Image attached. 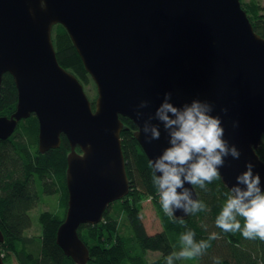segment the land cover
Masks as SVG:
<instances>
[{
  "label": "water",
  "instance_id": "95a60500",
  "mask_svg": "<svg viewBox=\"0 0 264 264\" xmlns=\"http://www.w3.org/2000/svg\"><path fill=\"white\" fill-rule=\"evenodd\" d=\"M56 24L66 29L96 85L94 109L81 82L57 60ZM7 72L17 102L14 112L0 116V139L31 114L38 120L39 152L57 148L61 134L68 138L67 208L56 243L77 264L89 259L78 227L98 223L129 189L119 115L135 124L133 136L150 162L170 146L159 121L151 122L159 125L160 139L148 143L142 132L165 93L176 107L195 99L212 103L224 139L241 152L238 160L226 158L222 183L230 191L251 162L264 192V161L256 151L264 135V36L254 31L241 0H47L46 10L39 0H0V88ZM142 100L149 107L138 119ZM184 187L197 198L192 185ZM187 216L176 210L172 218Z\"/></svg>",
  "mask_w": 264,
  "mask_h": 264
},
{
  "label": "trees",
  "instance_id": "16d2710c",
  "mask_svg": "<svg viewBox=\"0 0 264 264\" xmlns=\"http://www.w3.org/2000/svg\"><path fill=\"white\" fill-rule=\"evenodd\" d=\"M254 30L264 36V0L260 5L255 0L244 2ZM52 41L60 65L73 73L80 82L87 83L89 74L85 71L66 29L56 24L52 28ZM17 89L13 77L7 72L2 76L0 88V116H9L16 107ZM95 102L92 105L94 109ZM124 129L120 133L122 151L126 160L127 176L130 186L138 191L143 189L144 196H153L152 203L162 220L161 231L147 234L139 214V203L143 196L135 195L130 201L128 195L121 201V214L117 217L103 213L104 219L97 224H82L77 232L89 248V260L85 264H167V257L179 253L182 248L180 237L189 231L194 233L197 243L207 241L209 247L192 259H174L173 264L182 260L191 264H264V240L246 239L241 232H225L216 226V218L226 204L230 191L216 179L206 183L205 188L193 186L197 198L206 206L195 214L178 221L166 214L157 197L158 187L153 183V169L143 152L133 131L135 124L127 117L120 116ZM79 151V147L77 148ZM70 144L64 134L57 148L41 153L38 150V121L34 114L19 121V127L7 139H0V252L4 264H77L66 256L56 243V231L63 221L67 208L68 191L66 187V156ZM257 154L264 161V135L257 148ZM42 191L57 193L58 206L63 213L43 212L39 216L42 232L27 241L23 232L31 226L29 211L39 200L35 184ZM161 208V209H160ZM119 210L116 213H119ZM107 212V213H106ZM105 214V215H104ZM123 215L121 218H119ZM243 229L244 218L237 217ZM128 225L123 240L111 241L120 226ZM213 234L216 239H209ZM159 250V259L145 262L143 251Z\"/></svg>",
  "mask_w": 264,
  "mask_h": 264
},
{
  "label": "clouds",
  "instance_id": "9594fccd",
  "mask_svg": "<svg viewBox=\"0 0 264 264\" xmlns=\"http://www.w3.org/2000/svg\"><path fill=\"white\" fill-rule=\"evenodd\" d=\"M39 3L41 10H46L47 0H39ZM171 97V93H165L163 103L156 109L154 116L148 115L144 120L142 132L148 143L160 139L159 125L151 122L155 119L163 124L168 135L170 146L150 161V167L153 169L152 179L158 187L162 209L174 217L176 210L195 214L206 207L203 202L193 199L192 192L184 187L186 182L205 188L206 183L220 178V169L225 166L226 158L238 160L241 152L224 139L222 119L211 114L215 107L212 103L195 99L190 104L176 107L169 102ZM148 107L149 101H140L136 107L138 119L145 115L140 110ZM221 112L227 114L228 109L222 108ZM233 127H238V122L234 121ZM254 167L253 163L248 162L246 170L236 177V186L230 188L227 202L216 218V226L225 232L239 231L246 239L264 240V192L260 187V175L253 172ZM177 189L183 191L178 192ZM238 216L244 218L243 229ZM209 239H216V235L213 234ZM180 240L181 251L169 255L167 264H173L174 259H192L210 246L207 241L197 243L191 231L182 234Z\"/></svg>",
  "mask_w": 264,
  "mask_h": 264
},
{
  "label": "rangeland",
  "instance_id": "374dc122",
  "mask_svg": "<svg viewBox=\"0 0 264 264\" xmlns=\"http://www.w3.org/2000/svg\"><path fill=\"white\" fill-rule=\"evenodd\" d=\"M243 1L249 2L250 0H243ZM255 1H257L260 5H263V0H255ZM81 83L83 85V89H85L84 92H85L87 98L89 99L91 105H93V103H94V101L98 95L94 81L92 80V78L89 75L88 82L87 83L81 82ZM24 119H26V118H24ZM18 127H19V122H18L16 128H18ZM77 148H78V146L75 148V150L78 152H81ZM58 198H59V196L57 193L50 194V193L44 192V191L39 192V200H38L37 204L35 205L34 208H32L29 211V215L31 218V227L27 229V231L25 232L26 234H29L30 236H32V235H38L40 233V226H39V223L37 221V217H38L40 212L48 210V211H51L54 213H59V214L63 213L62 209L57 204ZM121 199L122 198L115 200V201H113V203H110L107 206L108 207L107 209L109 210L110 215L117 217L116 215H119L122 213L121 210H119L120 206L115 205V203H114L116 201H121ZM123 199H125V198H123ZM138 205L140 208V210H139L140 218H141V221L144 225L145 230L149 234H155V233L161 231V229H162L161 221H160V219L156 213L157 207L154 206L152 201L146 197L145 199H142ZM118 210H119V213H116V211H118ZM122 216L123 215H121L119 218H121ZM126 227L128 228V225H125L123 228L124 234L129 235L130 230L128 229V232H126ZM158 255H159V253H157V252H151V251L149 252V250L147 252L148 258H155ZM2 259H3V254H2ZM12 263L15 264V261L13 260ZM196 264H199V263H196Z\"/></svg>",
  "mask_w": 264,
  "mask_h": 264
},
{
  "label": "bare ground",
  "instance_id": "6f19581e",
  "mask_svg": "<svg viewBox=\"0 0 264 264\" xmlns=\"http://www.w3.org/2000/svg\"><path fill=\"white\" fill-rule=\"evenodd\" d=\"M255 31V30H254ZM256 32V31H255ZM72 41V40H71ZM72 44H73V42H72ZM60 64V63H59ZM62 66V65H61ZM63 67V66H62ZM64 68V67H63ZM65 69V68H64ZM82 84V83H81ZM84 91H85V89H84ZM97 98V97H96ZM96 100V99H95ZM120 116H122V117H126V116H123V115H119V119H120ZM127 118H129V117H127ZM130 119V118H129ZM131 120V119H130ZM120 121H121V119H120ZM132 121V120H131ZM121 123H122V130L124 129V124H123V122L121 121ZM121 130V131H122ZM62 135V134H61ZM61 135H60V142H61ZM66 136V135H65ZM67 138V137H66ZM120 139H121V137H120ZM67 140H68V138H67ZM121 149H122V140H121ZM122 153H123V151H122ZM123 160H124V166H125V172H126V175H127V170H126V160H125V158H124V155H123ZM127 177H129V173H128V176ZM129 180V179H128ZM35 187H36V189H37V191H38V196H39V192H41L42 191V188H40V186H37V183L35 184ZM142 192H143V189H138V191H135V189L133 188V187H131L130 186V183H129V189H128V191H127V194H125L124 196H122L121 198L123 199V198H125L127 195H128V199L130 200V201H132V199H135V195L136 194H139L140 196H143V199H145L146 198V196H144V194H142ZM157 197H155L156 198V200H159V191H156V194H155ZM147 198H149L150 200H153V196H151V195H149V196H147ZM121 199V200H122ZM111 203H113V202H111ZM107 208V207H106ZM161 209V208H160ZM106 210V209H105ZM48 211V210H47ZM43 212H46V211H43ZM43 212H40L39 213V215H38V217H37V221H38V223H39V226H40V233L38 234V235H40L41 234V232H42V229H41V223L39 222V216H40V214L41 213H43ZM48 212H51V211H48ZM51 213H54V212H51ZM107 213V212H106ZM110 212L108 211V214H109ZM105 215V214H104ZM159 217V216H158ZM104 219V216L102 215V218H101V220L99 221V222H101L102 220ZM159 219H160V221H161V225H162V220H161V218L159 217ZM98 222V223H99ZM97 224V223H96ZM144 226V225H143ZM31 227V226H30ZM29 227V228H30ZM124 227L123 226H120V227H118L117 228V231H116V233L111 237V241L113 242V241H115V240H123V238H125V234H124V229H123ZM28 229V228H27ZM27 229L23 232V234L25 235L24 236V238L27 240V241H29L31 238H32V236H38V235H32V236H30L29 234H26L25 232L27 231ZM145 229V228H144ZM146 231V230H145ZM146 233L147 234H149L147 231H146ZM149 235H151V234H149ZM151 250H149V252H150ZM147 252H148V249H145L144 251H143V258H144V260H145V262H153V261H155V260H157V259H159L160 258V256H161V252L159 251V250H152L151 252H157V253H159V255L157 256V257H155V258H148L147 257ZM88 253H89V248H88ZM69 257V256H68ZM71 258V257H70ZM72 259V258H71ZM89 260V259H88ZM75 263V262H74ZM15 264H17L16 262H15ZM181 264H191L190 263V261H187V260H182V262H181ZM196 264V263H195Z\"/></svg>",
  "mask_w": 264,
  "mask_h": 264
}]
</instances>
